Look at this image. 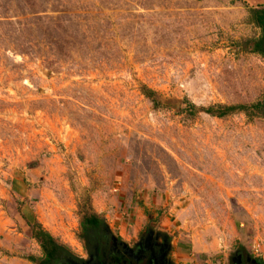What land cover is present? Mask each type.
<instances>
[{
    "label": "rangeland",
    "instance_id": "obj_1",
    "mask_svg": "<svg viewBox=\"0 0 264 264\" xmlns=\"http://www.w3.org/2000/svg\"><path fill=\"white\" fill-rule=\"evenodd\" d=\"M261 6L0 0V264H39L35 223L96 264L91 213L106 264H264V119L199 111L264 101Z\"/></svg>",
    "mask_w": 264,
    "mask_h": 264
},
{
    "label": "trees",
    "instance_id": "obj_2",
    "mask_svg": "<svg viewBox=\"0 0 264 264\" xmlns=\"http://www.w3.org/2000/svg\"><path fill=\"white\" fill-rule=\"evenodd\" d=\"M248 20L260 31L259 37L252 42V51L264 56V6L249 9ZM139 91L154 107L159 105L154 98V92L150 89L141 86ZM189 107L194 109L191 104H189ZM199 111L217 118L227 116L233 112H241L246 118L260 117L264 119V101L248 106L218 105L212 108L199 109ZM79 227L81 237L87 243L88 254L94 257L96 264H106V259L114 255V250L112 248L113 240L103 221L91 213L80 217ZM31 236L42 253L39 264H78L77 260L71 257L64 247L55 243L53 238L36 223L35 228L31 230ZM29 261L33 262L32 259H29ZM107 264L115 263L108 262ZM116 264H122V261H117Z\"/></svg>",
    "mask_w": 264,
    "mask_h": 264
},
{
    "label": "flooded vegetation",
    "instance_id": "obj_3",
    "mask_svg": "<svg viewBox=\"0 0 264 264\" xmlns=\"http://www.w3.org/2000/svg\"><path fill=\"white\" fill-rule=\"evenodd\" d=\"M120 261H122V264H132V263L128 262V260H126V259H125V260H121V259H120L118 262H120ZM116 263H117V262H116ZM116 263H115V264H116ZM142 264H149V262H147V261H143Z\"/></svg>",
    "mask_w": 264,
    "mask_h": 264
}]
</instances>
